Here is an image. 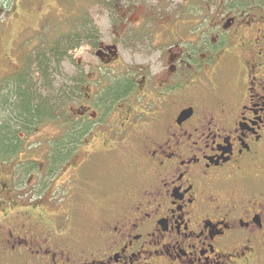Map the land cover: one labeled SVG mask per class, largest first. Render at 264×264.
<instances>
[{
    "label": "flooded vegetation",
    "instance_id": "obj_1",
    "mask_svg": "<svg viewBox=\"0 0 264 264\" xmlns=\"http://www.w3.org/2000/svg\"><path fill=\"white\" fill-rule=\"evenodd\" d=\"M84 1L59 5L54 25L81 37L57 85L73 102L58 125L76 135L62 155L47 149L36 173L29 163L0 177V264H250L264 249V0ZM42 9L31 13L41 30ZM97 16L118 28L107 42ZM83 46L95 63L73 56ZM96 128L93 150L140 148L114 175L120 192L93 212L105 221L71 241L44 203L13 199H35L57 169L48 158L66 160Z\"/></svg>",
    "mask_w": 264,
    "mask_h": 264
},
{
    "label": "rangeland",
    "instance_id": "obj_2",
    "mask_svg": "<svg viewBox=\"0 0 264 264\" xmlns=\"http://www.w3.org/2000/svg\"><path fill=\"white\" fill-rule=\"evenodd\" d=\"M153 0H151L152 3ZM74 0H0V93L4 91L2 88L5 85V81H12L16 76L15 73H19L21 70V65L25 55L34 50L36 47L51 41L58 33L56 26L55 15L58 11L59 5L67 8H80L82 5L85 6L84 0H79L78 3H74ZM179 2V0L177 1ZM72 3V4H71ZM43 8L48 12L47 26L42 30L39 28L40 25L45 24L43 20H40L38 15H33L31 13L35 12L36 8ZM118 7V6H117ZM120 8V7H118ZM91 9H97L96 4L92 6ZM120 10V9H119ZM56 12V13H55ZM95 19L98 20L97 26L101 32V36L106 40L112 39L114 32L118 30L115 25L111 26L106 19L97 16ZM55 25V26H54ZM43 48V47H42ZM87 46H83L80 49L73 52L74 57H78L83 61L91 60L93 63L96 62L95 57L91 52H85ZM158 50H152L150 56V67H153V60L158 53ZM147 53V52H145ZM69 54V53H68ZM143 56H138L135 62H140ZM126 61L128 62V56ZM49 64V80L45 82L44 76L37 73L35 64L28 67L27 78L31 80V86L42 98L44 96H52L54 89H59L57 86L59 83H68V78L72 72L71 64L68 60L63 59L62 61L56 59ZM9 75V76H7ZM91 77V76H90ZM64 88L66 85H64ZM62 87V86H61ZM63 88V87H62ZM51 91V92H50ZM52 98V97H51ZM78 98H74L76 100ZM67 102L65 101V104ZM73 106L69 103L66 104V117L68 118L71 108ZM69 112V113H68ZM57 120L46 121L43 119L37 125H34L28 134L24 135V131H18L17 135L21 138L22 145L20 152L15 159H10L7 161L0 160V177L6 176L10 181L9 173L12 168V177L14 172L21 173L26 171L28 168V161L32 160V167H35L33 171L36 173L40 170L41 163L44 162V157L48 149V141L54 140L57 137H65L68 135L69 129H65L58 125ZM64 130V131H63ZM97 135H96V133ZM62 133V134H61ZM98 129L94 130V134L83 139V144L78 143L73 149V153L66 160L60 161L55 160L56 170L50 172L44 177H41V189L37 193L35 199H30L32 196L29 194L23 196L14 195V201L17 203L15 205L24 206V204H31V202L39 201L44 203L45 208H49L50 213H56L60 216L62 227L69 226L71 228L72 238L78 236L83 237L87 234L88 226L95 227L98 222L105 221L103 219H97L94 217L93 212L100 210L103 204L117 192H120L121 187L118 184H114V180L118 176H114L119 173L122 168H132L131 165L134 162L136 152L135 148H140V145L135 146V144H124L120 145L117 150L112 154H105L103 150H93L88 147L92 142L97 143L98 149L101 145V140L98 136ZM49 141L50 144L54 143ZM104 145V144H103ZM48 151L51 150L50 147ZM143 145L141 144V150H143ZM68 151V150H67ZM54 153L52 150L50 151ZM49 152V153H50ZM15 161L18 164H15ZM50 163H52V158H49ZM130 165V166H129ZM14 168V170H13ZM76 170V171H75ZM23 179L28 178V174H24ZM34 175V174H32ZM44 174H40L42 176ZM124 177H127L124 174ZM56 179V180H55ZM54 184H57L56 189L53 188ZM122 186L125 187V181H123ZM28 185L25 190L30 189ZM54 189V190H53ZM20 195V193L18 192ZM2 200H5L1 196ZM8 200V199H6ZM48 204H50L48 206ZM11 206V204H10ZM48 206V207H47ZM18 206L13 209H6V212L11 211L12 215L16 212ZM5 212V213H6ZM11 215V214H10ZM20 217L24 214L19 215ZM18 217V218H20ZM17 218V219H18ZM94 218V219H93ZM10 219L8 221L11 225ZM4 225V224H3ZM258 257V256H257ZM254 258L250 264H264V249L258 258Z\"/></svg>",
    "mask_w": 264,
    "mask_h": 264
},
{
    "label": "trees",
    "instance_id": "obj_3",
    "mask_svg": "<svg viewBox=\"0 0 264 264\" xmlns=\"http://www.w3.org/2000/svg\"><path fill=\"white\" fill-rule=\"evenodd\" d=\"M105 1L107 0H89V2H94L95 4H103ZM108 2H110L109 6H111L113 0H108ZM87 30L84 31L88 33L89 31ZM58 31L59 33L51 41H46L45 44L41 42L43 48L38 46L39 48L36 47L28 52L23 59L21 70L14 75L16 77L10 82H4L5 85L2 88L4 92L0 93V160L2 162L9 160V158L15 159L18 156L21 149L19 146L22 145L21 138L17 135L18 131H24L25 135L43 119L46 121L60 119L59 108H61V112H64L66 104L72 99V89L70 87L51 90L53 91L52 96H44L42 98L33 90L31 80L26 77L28 76L26 74L28 67L31 68V65L35 64L37 73L40 74L38 76H44L45 82H47L49 80L47 74H49L50 62L54 60V63H56V59L62 61L64 58L71 56L70 51L78 45L76 41L79 42L81 39L78 31L67 28ZM65 101L67 102L66 104ZM80 131L81 129L78 130L79 137L81 136ZM75 135L68 132L65 137L50 139L54 143L50 144L49 140L48 149L49 145H51V150L55 155H62L70 146L69 138ZM59 157L61 161H64L61 156ZM55 159L59 158L53 156L52 166H56ZM30 161L22 162L31 163L32 161Z\"/></svg>",
    "mask_w": 264,
    "mask_h": 264
}]
</instances>
